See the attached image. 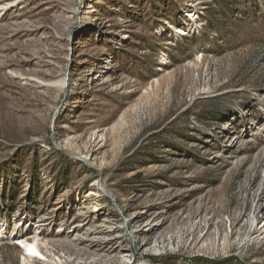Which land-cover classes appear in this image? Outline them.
<instances>
[{"label":"rangeland","instance_id":"obj_1","mask_svg":"<svg viewBox=\"0 0 264 264\" xmlns=\"http://www.w3.org/2000/svg\"><path fill=\"white\" fill-rule=\"evenodd\" d=\"M0 264H264V0L4 11Z\"/></svg>","mask_w":264,"mask_h":264},{"label":"bare ground","instance_id":"obj_2","mask_svg":"<svg viewBox=\"0 0 264 264\" xmlns=\"http://www.w3.org/2000/svg\"><path fill=\"white\" fill-rule=\"evenodd\" d=\"M19 0H12V1H8V2H5V3H2L0 4V15L6 11L7 9L11 8L12 6H14ZM64 81L62 80L61 81V86L64 87ZM26 241V240H25ZM27 241H30L29 239H27ZM157 242V240H155ZM156 250L159 249V248H155ZM27 250L29 251H37V252H40L39 251V248H38V245L37 243H33V242H30L27 244Z\"/></svg>","mask_w":264,"mask_h":264},{"label":"trees","instance_id":"obj_3","mask_svg":"<svg viewBox=\"0 0 264 264\" xmlns=\"http://www.w3.org/2000/svg\"><path fill=\"white\" fill-rule=\"evenodd\" d=\"M212 24V26H215L217 23H211ZM190 45V44H189Z\"/></svg>","mask_w":264,"mask_h":264}]
</instances>
